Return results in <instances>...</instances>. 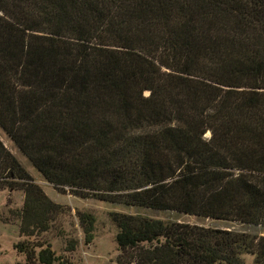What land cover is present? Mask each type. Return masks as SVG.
<instances>
[{
    "label": "trees",
    "instance_id": "1",
    "mask_svg": "<svg viewBox=\"0 0 264 264\" xmlns=\"http://www.w3.org/2000/svg\"><path fill=\"white\" fill-rule=\"evenodd\" d=\"M0 128L58 192L211 221L112 212L122 264H264V0H0ZM3 189L24 264H74L0 139Z\"/></svg>",
    "mask_w": 264,
    "mask_h": 264
},
{
    "label": "rangeland",
    "instance_id": "2",
    "mask_svg": "<svg viewBox=\"0 0 264 264\" xmlns=\"http://www.w3.org/2000/svg\"><path fill=\"white\" fill-rule=\"evenodd\" d=\"M0 139L19 160L22 166L32 176L45 195L54 203L64 207V213L54 223L48 238L52 249L57 253H65L69 242L75 245L74 252L69 254L74 264H122L119 262V252L114 240L116 227L111 222L109 214L112 212L142 214L166 222L177 221L201 226L211 225L208 219L187 216L176 213L154 212L134 208L115 207L107 203L98 202L95 199H82L68 192L56 191L47 183L19 152L0 128ZM24 195L19 190H0V264H24V259L14 250L13 245L23 240L19 235L18 223L14 221L11 210L21 208ZM77 211H88L96 218L94 239L91 243H85L84 233L77 218Z\"/></svg>",
    "mask_w": 264,
    "mask_h": 264
}]
</instances>
